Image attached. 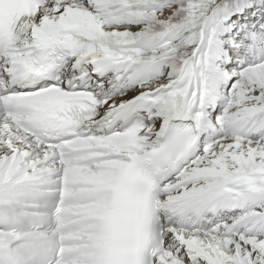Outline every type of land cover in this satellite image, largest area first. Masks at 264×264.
<instances>
[{
    "label": "snow or ice",
    "instance_id": "6c2138e0",
    "mask_svg": "<svg viewBox=\"0 0 264 264\" xmlns=\"http://www.w3.org/2000/svg\"><path fill=\"white\" fill-rule=\"evenodd\" d=\"M0 264H264V0H0Z\"/></svg>",
    "mask_w": 264,
    "mask_h": 264
}]
</instances>
